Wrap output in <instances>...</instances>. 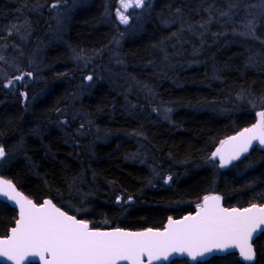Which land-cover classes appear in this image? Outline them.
<instances>
[{"label": "trees", "instance_id": "16d2710c", "mask_svg": "<svg viewBox=\"0 0 264 264\" xmlns=\"http://www.w3.org/2000/svg\"><path fill=\"white\" fill-rule=\"evenodd\" d=\"M54 2L0 0L1 176L95 229L161 228L211 194L264 204V151L209 159L264 110V0H146L124 38L119 0ZM249 19L254 37L238 35ZM16 219L0 202V236ZM254 245L264 264V234Z\"/></svg>", "mask_w": 264, "mask_h": 264}, {"label": "snow or ice", "instance_id": "6c2138e0", "mask_svg": "<svg viewBox=\"0 0 264 264\" xmlns=\"http://www.w3.org/2000/svg\"><path fill=\"white\" fill-rule=\"evenodd\" d=\"M60 2L55 0L51 8H58ZM145 6L146 0H119L116 18L127 25L129 9ZM234 7L238 5H230V10ZM221 16L231 20L230 12H222ZM210 22L199 26L206 29ZM255 26V19L242 22V30L237 34L254 37ZM24 75L32 73L17 75L15 80H23ZM86 79L91 81L92 76ZM12 84L9 80L4 87ZM250 103L255 107L254 102ZM256 116V123L222 141L209 159L218 158L219 167L224 168L248 153L253 142L264 148V110ZM5 155V149L0 146V159ZM0 196L19 208L14 227L0 236V264H174L170 258L177 255L199 264L209 254H234L232 250H238L244 261L252 262L256 257L254 234H264V205L227 208L221 205L220 196H205L195 215L178 221L169 218L163 230L149 228L142 232L91 229L87 221L62 211L51 200L37 205L22 196L8 180L0 179Z\"/></svg>", "mask_w": 264, "mask_h": 264}, {"label": "water", "instance_id": "95a60500", "mask_svg": "<svg viewBox=\"0 0 264 264\" xmlns=\"http://www.w3.org/2000/svg\"><path fill=\"white\" fill-rule=\"evenodd\" d=\"M239 133V132H238ZM238 133H236V134H234V135H232V136H230V137H233V136H235V135H237ZM230 137H228V138H230ZM227 138V139H228ZM227 139H225V140H227ZM224 140V141H225ZM254 147H258L260 150H262V151H264V148H262V147H260V146H258V144H257V142H253V147L252 148H250L249 149V152L254 148ZM248 152V153H249ZM248 153H245L243 156H241V159H243ZM3 159V158H2ZM2 159H0V161L2 160ZM240 159V160H241ZM219 160V159H218ZM240 160H238V161H240ZM238 161H233L232 162V164H230V165H228L227 167H224V169L225 168H228V167H230V166H232L233 164H235L236 162H238ZM0 179H4V180H8V179H6V178H4L3 176H1L0 175ZM8 181H10V180H8ZM12 182V181H11ZM12 184L14 185V187L16 188V190L18 191V192H20L21 193V195L22 196H24V197H26L27 199H30L27 195H25L18 187H17V185L14 183V182H12ZM208 196H219V195H216V194H211V195H208ZM221 197V196H220ZM30 200H32V199H30ZM45 200H51V199H45ZM34 203H36L34 200H32ZM52 201V200H51ZM0 202H3V203H6L7 205H9L11 208H13V209H15L16 211H17V218H18V215H19V208H18V206L17 205H15V203L13 202V201H10V200H8L6 197H3V196H0ZM133 202V200L131 201V203ZM203 202V200L199 203V204H201ZM221 205L223 206V207H225L224 206V201H223V199H222V197H221ZM43 203V202H42ZM52 203L54 204V205H56L55 203H54V201H52ZM37 205H39V204H41V203H36ZM257 205H260V204H257ZM262 205H264V204H262ZM57 206V205H56ZM58 208H60L62 211H65L64 209H62L61 207H59V206H57ZM228 208V207H227ZM233 208H238V209H243V208H239V207H233ZM245 208H247V207H245ZM197 207L195 208V210H194V212H192V213H188V214H186V215H184V216H182V217H180V218H174V217H170V218H172L173 220H181V219H183L185 216H188V215H195L196 214V212H197ZM66 212V211H65ZM66 213H68V212H66ZM69 215H71L70 213H68ZM74 216V215H73ZM76 217V216H75ZM77 219H79L78 217H76ZM168 221H169V218H168V220L166 221V223L161 227V228H150V229H153V230H163L166 226H167V224H168ZM89 227L91 228V229H94V230H100V231H112V230H115V229H122V230H125V231H131V232H142V231H145L146 229H142V230H129V229H124V228H111V229H95V228H93L91 225H90V223H89ZM147 229H149V228H147ZM261 235H263V234H261ZM261 235H259V236H257L256 234H254V239H253V241H252V243H253V246H254V249H255V252H256V247H255V242H256V240L261 236ZM232 252H234V254H237L238 255V258H239V260L242 262V263H244V264H252L253 262H255L256 261V259H257V252H256V257H255V260L254 261H252V262H247V261H244L243 259H242V257H240V255H239V252H238V250H232ZM228 255H230V254H228ZM225 256H227L226 254H222V253H215V254H209L205 259H203V260H200V262L199 263H206V262H208V261H210V260H212L213 258H216V257H225ZM177 260H187L190 264H196V262H193V261H191L189 258H187V257H185V256H174V257H172V258H170V261H177ZM5 264H11V262H5ZM165 264H168V262H165Z\"/></svg>", "mask_w": 264, "mask_h": 264}, {"label": "rangeland", "instance_id": "374dc122", "mask_svg": "<svg viewBox=\"0 0 264 264\" xmlns=\"http://www.w3.org/2000/svg\"><path fill=\"white\" fill-rule=\"evenodd\" d=\"M77 5V4H76ZM119 7V6H118ZM143 9L144 8H130L129 9V11H128V13H127V15L129 16V23L127 24V25H125V24H122L123 25V27H124V29H126V30H123V33L124 34H122V38H124V36L126 35V34H132V33H134L135 31H136V21H137V19H138V17H139V22H141V23H144V16H142V12H143ZM142 10V11H141ZM135 17H137V18H135ZM67 18H68V16H65V17H63L62 18V22H61V24L58 26V29H59V31H61V29L64 27V25H65V22H66V20H67ZM135 18V19H134ZM132 22H134V25H133V23ZM132 23V24H131ZM118 45V44H117ZM117 49H119L117 46H116V48L114 47V50H117ZM24 73H27V72H24ZM24 73H22L21 75H23ZM27 75H24V77H26ZM30 77V76H29ZM32 77V76H31ZM30 77V78H31ZM14 81H16L15 79H14ZM22 81V80H21ZM17 82H19V81H17ZM212 162H217L218 164H219V160H218V158H216L215 160H211ZM71 207V209L73 210H76L77 212H81L80 211V209L78 210V209H75L73 206H70Z\"/></svg>", "mask_w": 264, "mask_h": 264}, {"label": "bare ground", "instance_id": "6f19581e", "mask_svg": "<svg viewBox=\"0 0 264 264\" xmlns=\"http://www.w3.org/2000/svg\"><path fill=\"white\" fill-rule=\"evenodd\" d=\"M132 200H130V202H131ZM132 203H134V201L132 202Z\"/></svg>", "mask_w": 264, "mask_h": 264}]
</instances>
